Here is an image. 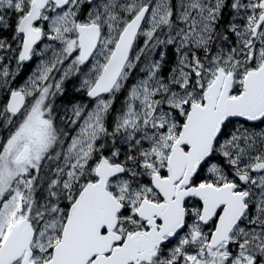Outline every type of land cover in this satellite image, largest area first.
I'll return each instance as SVG.
<instances>
[{
	"label": "snow or ice",
	"instance_id": "1",
	"mask_svg": "<svg viewBox=\"0 0 264 264\" xmlns=\"http://www.w3.org/2000/svg\"><path fill=\"white\" fill-rule=\"evenodd\" d=\"M0 264H264V0H0Z\"/></svg>",
	"mask_w": 264,
	"mask_h": 264
}]
</instances>
